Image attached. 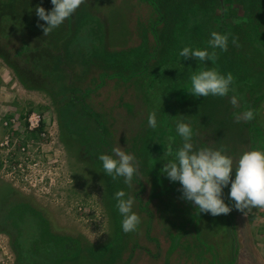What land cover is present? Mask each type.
<instances>
[{"label": "rangeland", "instance_id": "374dc122", "mask_svg": "<svg viewBox=\"0 0 264 264\" xmlns=\"http://www.w3.org/2000/svg\"><path fill=\"white\" fill-rule=\"evenodd\" d=\"M220 1L84 0L59 27L45 35L39 27L45 22L38 21L35 8L42 5L51 9V0H0V264H20L15 245L17 226L12 218L8 219L10 210L20 202L40 211L53 232L78 239L82 252L60 264H211L212 259L229 264L234 256L233 264H264V207L243 213L233 206L236 232L226 231L228 214L212 218L204 215L199 222L187 223L179 246L169 252L170 232L178 230L180 210L182 214L188 210L183 215L189 220L195 206L182 199L181 193L151 197L153 183L144 167V157L165 149L173 136L164 131L154 137V129L147 125L148 115L155 111L158 123L165 91L179 82L187 64L175 54L167 63L170 67L163 84L158 83L157 76L151 78V71L157 70L162 56L170 55L179 44L181 48H197V43L204 46L215 30L214 20L220 17ZM225 1L223 14L231 19L229 7L241 1ZM260 1L264 23V0ZM183 11H188L186 19ZM240 17L239 10L235 19ZM157 19L161 21L152 27ZM94 20L101 23L102 37L87 27ZM237 30L236 42L232 40L233 46H229L235 50L240 49L243 35ZM181 32L185 40L179 42L175 35ZM144 36L145 51H155L159 46L147 73L126 80L100 77L124 70L121 58L131 60L133 69H140L143 57L133 49L142 44ZM258 69L264 72V67ZM101 79L103 85L85 102L102 113L108 129L113 131L106 138L109 152L121 146L137 158L139 169L131 187L123 177L113 180L103 173L98 157L109 153L108 146L98 140L100 146L93 148L97 141L94 136L100 133L95 130V119L84 118L79 101L70 100L72 95L81 98L82 91L94 89ZM74 88L80 91L73 93ZM255 114L264 127V95ZM204 115L186 114L178 120L193 126ZM236 121L235 117L231 123L221 124L218 136L213 133L214 125L204 129L197 125L194 144L206 142L216 147L225 137L224 150L231 155L228 142H235L236 155L231 156L238 158L241 152L251 149V143L246 130H237ZM148 141H153L152 148H148ZM155 146L158 150H153ZM137 179L145 184L139 199L135 196L140 189ZM121 189L133 197V211L141 219L134 232L121 229L122 217L114 196ZM228 191L223 190V196L228 198ZM29 223L21 225L32 233ZM211 228L220 234L213 236ZM212 249L220 255H214Z\"/></svg>", "mask_w": 264, "mask_h": 264}, {"label": "trees", "instance_id": "16d2710c", "mask_svg": "<svg viewBox=\"0 0 264 264\" xmlns=\"http://www.w3.org/2000/svg\"><path fill=\"white\" fill-rule=\"evenodd\" d=\"M236 1H241V4H238V6L229 7L228 16H231V19L230 17L229 19L226 18V16L223 14L226 7V1H220L222 11L218 20H214L215 30H213L228 35V47L233 46L232 40L236 38V29L241 30L243 32V35L241 36L242 41H239V43L241 44L240 49L235 50L232 47L227 48L226 51L216 49L214 50L215 54L210 60L207 61H198V59H195L194 57L189 59H185L183 57L178 58L179 61H183V63L187 64V66L185 67L187 68V70H184L185 72L184 74H182V76H180V80L178 83L174 82L173 85L177 84L175 85V87H173L172 85L165 91L164 103L158 110V126L154 129V132L152 134L155 137L156 135L158 136L160 132L163 133L164 131H168L170 133H173V136L169 142L167 141L165 143V149L162 148L158 153H155L153 151L150 155L144 157V160L146 161L144 164L145 172L151 177V181L153 183L151 197L162 194L169 195L181 193L180 188L178 189V186H180L179 182H171L166 178V176L161 173V168L166 162L163 160L168 158L164 155V153H167L169 145H171L173 149H175L180 144H182V139L177 134L175 128V122L179 117L186 114H193V116L195 117H200L204 112L205 115L202 118V121L197 125H200L201 129H204L205 126H209V124L214 125L213 133H216V136H218L219 127L221 126V124L229 122L231 123V119L235 117L237 118L238 113H241L248 109L253 110V112L255 113L256 105L264 95V72L258 71V68L264 67V23L261 16L262 2L260 0ZM239 10L241 12V17L237 20L235 19V17L238 14ZM187 13L188 11H183V19H186ZM233 16L234 18H232ZM160 21L161 19H157L155 22H153L152 27L155 24H158ZM91 22L92 21H90V23ZM92 23L91 26H87L88 29H90V31H93L94 33H98V37H102V26L100 21L94 20ZM144 33H146V30L144 31ZM175 36H179V42L185 40L184 32L176 34ZM146 40L147 36H144L142 44L140 46H136L133 49L138 57H143V63L140 66V69H133L131 67V60H128L127 58H121L120 62L123 63V66L125 67L124 70H128L130 68H132L133 70L126 74V71L122 69L123 71H116L113 74H103L100 77L102 78L111 76L126 80L128 78L140 76L147 73V71L151 69L149 67V61H151L154 56L158 55L157 47L159 46L156 47L155 51L147 52L145 51L147 44ZM179 45L178 47L176 46L174 48V51L171 52L170 55L168 54L162 56L157 65V70L155 69L154 72L151 71V78L157 76V79L159 78L158 83L163 84L166 82L163 77L166 76V74L168 73L167 69H169L170 67V65H168L167 63H169V60H171L175 54H177V56L179 55V52L182 49L181 47H179ZM201 45L202 43H197V48L203 49L208 47L207 41L204 43L203 47H201ZM209 52L213 53V49L209 48ZM205 68H215L221 73L227 74L230 72L232 74V88L235 89V92L233 93L232 91H230L228 95H237L239 100L237 106L234 107L231 104L230 99H228V95L225 97H217L211 95L207 97H195L186 91L190 87L191 75ZM100 81L101 82L97 83L94 89L87 88L86 90L82 91L80 94L81 98L78 97L77 99L73 95L70 97V100L79 101L77 105L79 104L78 106L82 110V112L84 110V118L89 116L95 119V122L97 124L95 130L100 133L98 137H96V135L94 136L97 141L94 142L95 145L92 143L94 145L93 148H95V146H100L99 143H97L98 140L103 142L104 146H108L106 140L108 139V137H111L113 135V131L108 129V126L103 119L102 113L100 111L94 110L87 102H85V99L89 97L95 89L103 85L104 81L102 79ZM155 82L156 79L153 82L150 81L149 88L153 87ZM75 91L80 90L74 88L72 92L74 93ZM180 111L181 113L178 114ZM236 122L238 123V125L236 126L238 127V131L244 132V130H246L247 137L249 139V142L251 143V149L264 148V127L258 123L256 116L252 120L245 121L243 119H240L238 121L237 119ZM197 125L191 126L194 131V137L196 134L195 130H197L196 127L199 128ZM220 140H222V142L215 144V146H223L224 148V145H226L227 147L226 138L224 137ZM232 140L236 141L234 138ZM228 144L229 149L232 151H230L231 155H236L235 142L230 141L228 142ZM155 145L157 146V144ZM156 146L153 148V150H158ZM197 146L199 147L208 145L206 142H202ZM88 147L90 148V146ZM149 147H153V141H148V148ZM107 150L108 152L110 151L109 146ZM138 181L140 183V189L135 193V196L139 199L138 194L142 191L143 187H145V184L143 182H140V180ZM226 188L227 187L224 188L225 191ZM158 189L159 191L157 192ZM223 197L226 203H229L230 206L233 205V201L229 200L226 196ZM145 209L149 211L147 208ZM194 210L195 212L191 214L189 220H187L183 215L188 210H184L183 214L180 210L178 215V217L180 218L178 230L173 233L170 232L171 245L169 252L174 251L177 246H179L182 236L181 233L185 231L184 226L188 225L187 223L199 222L204 215L211 216L208 213H199L198 208H194ZM212 217L213 216H211L210 218ZM228 217L229 219L227 222L226 231H228V233L231 231L236 232V222L231 211L228 213ZM9 218H12L13 224L17 226L18 236L17 240L15 241V245L18 250L17 259L20 264H60L64 260L75 258L82 252V248L79 246V242L76 237H73L71 235H59L53 232L50 229L49 222L42 215V213L36 210L34 207L30 206L29 203L20 202L16 204L10 210L8 219ZM214 219L215 217L212 219V225H214ZM28 220H30L29 224L31 225L30 227H32V233H30V230H23V226L21 225V223H26V221L28 222ZM31 220L33 221L32 223ZM211 234L213 236H217L220 233H217L214 228H211ZM232 240L235 241V239ZM226 244L229 243L226 242ZM135 246H138V244H136ZM211 251L216 256L220 255L219 251L215 249H212ZM235 251H237L236 248ZM234 259L235 256L230 260L229 264H233L235 261ZM211 264L219 263H216V261L212 259Z\"/></svg>", "mask_w": 264, "mask_h": 264}, {"label": "clouds", "instance_id": "9594fccd", "mask_svg": "<svg viewBox=\"0 0 264 264\" xmlns=\"http://www.w3.org/2000/svg\"><path fill=\"white\" fill-rule=\"evenodd\" d=\"M84 2V0H51L53 7L46 10L42 5L35 8L39 24L44 34L59 27ZM233 39V43H235ZM206 48L184 46L180 57L185 59L197 58L198 61H207L215 54L216 49L226 51L228 35L212 31ZM213 49V53L209 52ZM190 87L186 90L195 97L217 96L225 97L232 88L233 76L217 71L215 68H205L191 75ZM231 104L238 105V97H230ZM183 116V115H182ZM255 117L253 110L243 111L237 117L238 121L252 120ZM148 127L157 128V114L149 113ZM177 134L182 144L173 149L168 147L164 153L167 159L161 168V173L171 182H179L181 198L191 202L199 213H208L212 216L228 214L234 206L237 210L245 211L253 207H264V148H253L241 152L238 158H233L223 148L214 146H196L194 131L189 122L179 119L175 122ZM98 159L102 163L103 173L113 180L123 177L124 183L132 186L133 177L137 174L139 163L134 154L127 152L121 146L111 149L110 153H101ZM227 187L228 198L233 205L225 202L223 190ZM116 208L122 217L121 229L125 233L137 230L141 219L133 211L134 199L124 190L114 194Z\"/></svg>", "mask_w": 264, "mask_h": 264}]
</instances>
